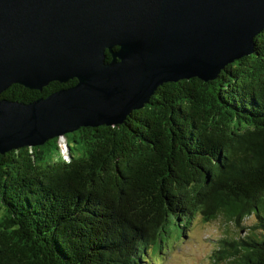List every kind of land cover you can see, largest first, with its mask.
Here are the masks:
<instances>
[{
    "label": "trees",
    "instance_id": "obj_1",
    "mask_svg": "<svg viewBox=\"0 0 264 264\" xmlns=\"http://www.w3.org/2000/svg\"><path fill=\"white\" fill-rule=\"evenodd\" d=\"M75 84H16L1 98ZM198 215L242 229L254 217L212 262L264 264V31L215 80L164 84L121 125L0 154V264H156L172 226Z\"/></svg>",
    "mask_w": 264,
    "mask_h": 264
},
{
    "label": "water",
    "instance_id": "obj_2",
    "mask_svg": "<svg viewBox=\"0 0 264 264\" xmlns=\"http://www.w3.org/2000/svg\"><path fill=\"white\" fill-rule=\"evenodd\" d=\"M263 31L264 0H0V154L121 125L164 84L215 80Z\"/></svg>",
    "mask_w": 264,
    "mask_h": 264
},
{
    "label": "rangeland",
    "instance_id": "obj_3",
    "mask_svg": "<svg viewBox=\"0 0 264 264\" xmlns=\"http://www.w3.org/2000/svg\"><path fill=\"white\" fill-rule=\"evenodd\" d=\"M255 224V218H249L244 228H237L223 217L206 223L198 215L189 228L182 229L172 226V233L167 239L166 254L159 255L156 264H213L212 254L223 238L246 237L249 229ZM165 258V259H164Z\"/></svg>",
    "mask_w": 264,
    "mask_h": 264
}]
</instances>
